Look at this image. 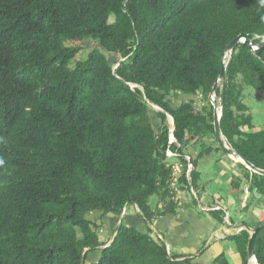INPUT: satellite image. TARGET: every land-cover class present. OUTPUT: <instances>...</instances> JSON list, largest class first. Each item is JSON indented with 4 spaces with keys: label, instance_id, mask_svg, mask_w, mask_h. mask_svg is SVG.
Returning <instances> with one entry per match:
<instances>
[{
    "label": "trees",
    "instance_id": "obj_1",
    "mask_svg": "<svg viewBox=\"0 0 264 264\" xmlns=\"http://www.w3.org/2000/svg\"><path fill=\"white\" fill-rule=\"evenodd\" d=\"M242 34L255 48L240 42L232 51L220 126L237 155L264 170V128L255 130L244 99L245 89L264 94L262 0H0V264H233L224 251L212 261L170 251L153 223L178 208L169 163L184 165L188 206L199 201L192 188L198 198L206 191L200 159L222 150L209 96ZM71 41L97 47L76 60L83 48ZM171 93H201L207 105L195 113ZM169 146L181 156L169 159ZM230 177L228 217L222 206L213 217L232 229L244 262L262 222L249 217L264 207V175L236 163ZM230 188L245 193L239 218ZM129 205L144 230L123 220ZM110 214L119 223L102 240ZM255 256L264 264V228Z\"/></svg>",
    "mask_w": 264,
    "mask_h": 264
},
{
    "label": "rangeland",
    "instance_id": "obj_2",
    "mask_svg": "<svg viewBox=\"0 0 264 264\" xmlns=\"http://www.w3.org/2000/svg\"><path fill=\"white\" fill-rule=\"evenodd\" d=\"M68 44L69 45H75V46L79 45V46H81L83 48L81 50V52L78 54L76 60L86 59L88 54H89V52L94 47H97V43L94 42V41H87V42H84V43H81L79 41H71V42H68ZM114 58L115 57H112V59H114ZM244 93H245V95H244L245 102L249 105V107L251 109V112H252V115H253V118H254L255 130L263 129L264 128V94L254 90V89H250V90L245 89ZM170 96H171V98L174 100V102L176 104H179V103H181L182 101H185V100L193 102V108H194V112L195 113L196 112H200L201 109L204 106L207 105V101H205L203 99L201 93H198V94L193 95V96H185V95L180 94V93H171ZM215 98H216V100L219 103V100H218L217 96ZM154 109L155 110H159L157 107H155ZM151 113H152L153 118H155V120H156L155 112H151ZM169 121H170L171 124L173 123V119L171 117L169 118ZM187 138H189V136H187ZM196 146L198 148H201V146H198V144H196ZM206 146H208V145L205 144L204 147H206ZM199 151H200L199 149L196 150L195 148H193L192 153L194 155H198ZM217 159H219V160H217ZM236 163H240V162L238 160H236L235 158H233L232 156L228 155L223 150H220L218 153H212L210 155H205L203 158L200 159V165L198 166V170L201 173L200 181L206 187V191H207L206 193H207V196H208V198H207V196H205L206 200L215 201L216 199H218L217 196L220 197V200L221 199L224 200L226 195H223V191L228 186L221 179H224L223 178V174H225V175L227 174L228 175V174H230V172H232V170H234ZM226 177H228V176H226ZM226 177H225V179L229 178V177L228 178H226ZM228 180H230V179H228ZM244 190H245V193L247 194L246 187L244 188ZM230 192L235 193L236 189H234V188L232 189L231 188ZM216 193H218V195ZM187 195L189 197L192 196V195H190L189 192L183 191V190H181L180 193H178L176 195V198H177V196L179 197V201H177V203H178L177 206H178L179 210L182 209V204L179 205V202H183V197L182 196H187ZM236 199H237L236 201H238V203L242 201V199H240V200L238 198H236ZM151 201H152L153 204H155L156 203V198L152 197ZM198 203L200 205H202L201 194L200 193H199V202ZM241 204H243V203H239L238 205L235 203L234 212L236 213L235 215L237 216V218H239V216H241V213H239L240 210H238V208L242 207ZM244 204H245V202H244ZM195 208H196V205H195ZM195 208H191L192 209L191 210V216L192 217L196 216L197 210H198L197 208H199V206L197 205V208H196L197 210ZM208 208H210V207H208ZM222 208L225 209L226 213L228 212L225 207L222 206ZM253 208H254V206L251 208V210L253 211L255 209L256 213L258 215V218L260 220H263L264 219V207L263 206H255V208L254 209ZM132 209H133V206L130 205L129 208H128V212H126L125 214L127 216H130V214L132 212ZM207 211L208 212L209 211H213V209L210 208V210H207ZM249 219H250L249 221L251 223L257 221L256 220V216H255L254 213L251 214ZM195 221L200 223L199 220H195ZM204 221H206V220H203L202 221V226H199L197 228L193 227V225L190 223V220H189V222L180 223L178 225L179 230L185 231V233L187 235H190L191 244L194 245V247H195V243H197V241L205 240L206 237L210 236V231L209 230L207 231L204 228V224H203ZM125 223H126V221H125ZM133 226L138 227V228L140 227L139 229L142 230L141 226H143V228H144V223H140L139 226H136V225H133ZM209 226L210 225L208 224V228H209ZM218 232H220V230ZM106 237L107 236H106L104 230H103V232L100 231V238L102 240H104ZM210 238L212 240V238H215V237H210ZM214 243L215 242L212 240L210 242V245L213 246ZM230 243L232 244V242H230ZM225 246L223 248H225ZM184 247H187V246H184ZM223 248H221L219 250H222ZM195 249L199 250V253H198L199 258L198 259L201 260V261H207V260H211L212 261L215 258V256H212L211 249H209L207 251H204V252H201L202 251L201 248H196L195 247ZM231 250L232 251L229 250V255L228 256H229V258H231L232 263L233 264H243L242 257L240 256V254L239 253L237 254L236 253L237 251L234 250L233 247H231ZM195 254H197V253H195ZM252 264H257V263L255 261H253Z\"/></svg>",
    "mask_w": 264,
    "mask_h": 264
},
{
    "label": "crops",
    "instance_id": "obj_3",
    "mask_svg": "<svg viewBox=\"0 0 264 264\" xmlns=\"http://www.w3.org/2000/svg\"><path fill=\"white\" fill-rule=\"evenodd\" d=\"M233 172H235V168H234V170H232V172H230V174H228V175L223 174L224 179H221V180H223L226 184H229L231 182L230 175ZM226 176H228L229 178ZM225 177L230 179V180L225 179ZM230 190H231V188L228 190V195L230 197L229 203L230 204L232 203L231 204L232 207L233 206L235 207V203L237 205L239 203H243V204H241L242 205L241 208H243L244 201L246 199L245 194L242 196V195H240V193L237 190L235 193L230 192ZM200 194H201L202 205H200L198 203L199 208L196 207L199 211L194 206H188L187 205L191 202V199H192L191 197H189L188 195L182 196L183 202H179V205L182 204V209L179 210V208H177L175 212L168 213V214H165L163 216L157 217L153 223V227L155 229L154 233L155 232L158 233V235L161 237H162V235H164L167 239L168 249L170 251L176 252L178 254L198 255L199 250L195 249V247H196V248H201V250H202L201 252H204V251L211 249L212 256H215V257L223 251L229 255V250L230 251H232V250H231V243L228 239V236L232 232V229L230 227L224 225L222 222L214 219V217H213L214 210L209 211V212L207 211V210H210V208H215V206L216 207L217 206H223L226 208L225 201L222 199L220 200L219 196H217L218 199H216L215 201L206 200L205 196H207V193H206V191H203V190H201ZM216 194L218 195V193H216ZM207 198H208V196H207ZM236 198H238L239 200L242 199V201L238 203V201H236L237 200ZM129 206L127 207L126 212H128ZM167 207H168V205H167ZM208 207H210V208H208ZM191 208H195L197 210V214L195 217L191 216V210H192ZM241 208H238V210H240L239 211L240 213L242 212ZM254 208H255V206H254ZM252 212L255 214L256 218H258L256 210L254 209ZM125 213L122 215L123 216L122 218L124 221H126V223L128 225L139 226L140 223H144L142 220V217L140 215V211L138 210V208L136 206H133V209H132L130 216H127ZM244 217H246V216L244 215ZM189 220H190V223L195 228L202 226V221L206 220L203 222L204 228L207 231L208 230L210 231V236L206 237L205 240L197 241V243H195V247H194V245L191 244L190 235H187L185 233V231H181L178 228V225L180 223L189 222ZM195 220H199L200 223L196 222ZM118 223H119V221L117 220V218L113 214L108 215L104 219V225L102 227V230H104V232L107 236L104 240L108 239V237H109V239H112L111 235L113 234ZM208 224L210 225L209 228H208ZM145 227H146V224L144 223V228H143V226H141L142 230H144ZM219 230L221 233L218 232ZM238 231L239 230H237V232ZM210 237H215V238H212V240L215 242L213 246L210 245V242L212 241ZM184 246H187V247H184ZM224 246H225V248H223ZM221 248H223V249L219 250ZM195 253H197V254H195ZM207 261H211V260H207Z\"/></svg>",
    "mask_w": 264,
    "mask_h": 264
},
{
    "label": "water",
    "instance_id": "obj_4",
    "mask_svg": "<svg viewBox=\"0 0 264 264\" xmlns=\"http://www.w3.org/2000/svg\"><path fill=\"white\" fill-rule=\"evenodd\" d=\"M240 42H246V43L250 44L251 48H253V49L255 48L252 45V42H251L249 36L246 34H242V35L238 36L237 38H235L231 43H229V45L227 46V50H226L227 54H232V51L234 50L235 46L238 45ZM259 47H264V40L261 42V44H259ZM226 59H227V56L224 55V57L222 59V65L223 66H222V72L220 74V78L214 84V86L212 88V92L209 96L210 100L213 102V105H214V126H215L216 139L218 141L220 148L224 152H226L228 155H230L232 157L233 156L239 157L241 159L240 163L247 166L250 170L256 171V172L264 175V170L256 169L252 165L251 162H249L248 160L244 159L241 156H238L236 151L228 145L227 141L225 140V138L221 132L220 119L222 117V113L219 111V108L222 109L223 104H224V100H225L226 89H227L226 73H227V67H228L229 61H230V58L228 60H226ZM220 82L223 83V86H222L220 96L218 98V100H219V103H218V101L216 100L215 97H216V91L220 85ZM153 108H155V106H153ZM263 228H264V219L262 220L261 224L257 228L252 230V235H251L250 241H249L247 256H246L243 264H252L253 261H255L257 263V259L255 256L256 255V249H257V245H258L259 234Z\"/></svg>",
    "mask_w": 264,
    "mask_h": 264
},
{
    "label": "built area",
    "instance_id": "obj_5",
    "mask_svg": "<svg viewBox=\"0 0 264 264\" xmlns=\"http://www.w3.org/2000/svg\"><path fill=\"white\" fill-rule=\"evenodd\" d=\"M226 56H227V58H230L231 57V54H228ZM219 111L222 113V109L221 108H219ZM175 142H176V138L174 136V124H173V127L171 129L169 144L171 145V144H173ZM166 154H167V157L169 159H173V158H177V157H180L181 156L180 152H178L177 150H173L170 146L167 149ZM184 158L187 160L186 177H187L188 180H190L191 179L190 174H191V171L193 170L192 158H191L190 155H185ZM169 164H171V167L173 169V177L171 179L170 186L176 192V195H177L181 191V189L179 187V178H180L181 173L183 172V166L184 165L179 160L178 161H175V162H172V163H169ZM192 193L198 199L197 192L193 188H192ZM175 198H176V196L174 197V199ZM178 200H179V197L177 196V198L175 199V201H178ZM166 206L167 205L163 206L162 204H159V207L160 208H165ZM219 208H221V207L220 206H217V207L212 208V209L215 210V209H219ZM126 210H127V206L124 208V213L126 212ZM227 217H228V212H227ZM101 231H103V230H101Z\"/></svg>",
    "mask_w": 264,
    "mask_h": 264
},
{
    "label": "bare ground",
    "instance_id": "obj_6",
    "mask_svg": "<svg viewBox=\"0 0 264 264\" xmlns=\"http://www.w3.org/2000/svg\"><path fill=\"white\" fill-rule=\"evenodd\" d=\"M233 158H235L236 160H241L239 157L237 156H233Z\"/></svg>",
    "mask_w": 264,
    "mask_h": 264
},
{
    "label": "clouds",
    "instance_id": "obj_7",
    "mask_svg": "<svg viewBox=\"0 0 264 264\" xmlns=\"http://www.w3.org/2000/svg\"><path fill=\"white\" fill-rule=\"evenodd\" d=\"M262 2H264V0H262Z\"/></svg>",
    "mask_w": 264,
    "mask_h": 264
}]
</instances>
